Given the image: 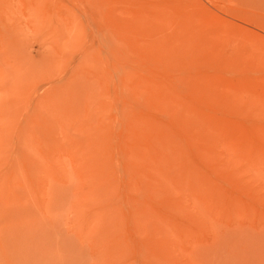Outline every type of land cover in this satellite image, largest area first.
<instances>
[{"label": "rangeland", "instance_id": "obj_1", "mask_svg": "<svg viewBox=\"0 0 264 264\" xmlns=\"http://www.w3.org/2000/svg\"><path fill=\"white\" fill-rule=\"evenodd\" d=\"M0 264H264V0H0Z\"/></svg>", "mask_w": 264, "mask_h": 264}]
</instances>
